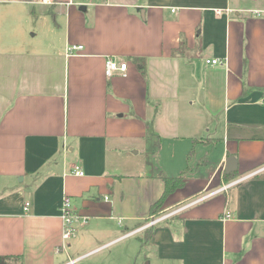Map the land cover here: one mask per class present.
Instances as JSON below:
<instances>
[{
	"label": "crops",
	"instance_id": "obj_1",
	"mask_svg": "<svg viewBox=\"0 0 264 264\" xmlns=\"http://www.w3.org/2000/svg\"><path fill=\"white\" fill-rule=\"evenodd\" d=\"M58 1L0 0L2 263L264 264V0Z\"/></svg>",
	"mask_w": 264,
	"mask_h": 264
},
{
	"label": "built area",
	"instance_id": "obj_2",
	"mask_svg": "<svg viewBox=\"0 0 264 264\" xmlns=\"http://www.w3.org/2000/svg\"><path fill=\"white\" fill-rule=\"evenodd\" d=\"M37 1L42 3V4L50 5V6L59 3L58 0H37ZM67 2H68L67 4H71V0H68ZM60 3H62V2H60ZM82 49H83V47L80 45H71V46L66 47L65 53L67 56H74L78 52H80ZM205 62H206V64H210V65H222L223 64L221 61H219L217 59H212V60L207 59ZM126 70H127V63L126 62H118L111 57L105 58V76L107 78H111L116 74H121L122 76H124L126 73ZM71 173L77 177H82L84 175V172L82 171V169L78 165L73 166ZM28 206H29V204L25 203L23 210L27 211ZM225 217L228 218L229 214L225 213ZM166 218H167L166 215L159 216V217L153 219L149 224L153 225V224H155L159 221H162ZM61 220H62L61 238H62L63 242L70 240L71 237L74 235V233H75L74 223H76V224L79 223L80 225H84L87 223L86 217H81V216L75 214L71 210L70 198H68V197H65L63 199V204L61 206ZM66 247H67V245H64L62 247V249H65ZM74 263H75V260L69 261V263H67V264H74Z\"/></svg>",
	"mask_w": 264,
	"mask_h": 264
},
{
	"label": "rangeland",
	"instance_id": "obj_3",
	"mask_svg": "<svg viewBox=\"0 0 264 264\" xmlns=\"http://www.w3.org/2000/svg\"><path fill=\"white\" fill-rule=\"evenodd\" d=\"M78 1V0H76ZM136 151V150H134ZM144 157L146 158V156L143 153H140L138 155H135L134 157V162L133 165H139L140 163H144ZM159 157H155L154 159H151V161L154 163V165L159 166V164L162 162H160V158ZM164 155L161 157V160H164ZM164 163V162H162ZM70 203H71V199H70ZM72 210V207H71ZM73 211V210H72ZM85 226V225H83ZM87 226V225H86ZM74 227H75V233L74 235L71 237L72 239L69 241V243H71L73 241V239L75 237H78L80 239L79 233L81 231V227H77L76 223H74ZM86 228V227H85ZM85 239L84 236H82V240L83 241ZM140 241V240H139ZM138 239H136V237H134L133 239V252H132V256L131 258H125L123 256V258H118V261L115 264H161L159 262V260L156 257H152V256H146V258L143 257V250H142V246H141V242H139ZM103 252V251H102ZM100 253L99 255H97V257H85L82 260L78 261L79 264H89L91 261H94L95 259L99 258L101 254H105V253ZM106 252V251H105ZM151 253V252H150ZM146 255V254H144ZM74 257V256H72Z\"/></svg>",
	"mask_w": 264,
	"mask_h": 264
},
{
	"label": "trees",
	"instance_id": "obj_4",
	"mask_svg": "<svg viewBox=\"0 0 264 264\" xmlns=\"http://www.w3.org/2000/svg\"><path fill=\"white\" fill-rule=\"evenodd\" d=\"M135 61L137 62L138 60ZM140 64L142 65L141 61ZM163 180L165 185L164 192L161 198L151 206L150 215H156L158 213L159 207L162 205L164 200L176 189L180 188L183 182L181 178H164ZM6 259H11V257H0V264H4L2 263V261Z\"/></svg>",
	"mask_w": 264,
	"mask_h": 264
},
{
	"label": "water",
	"instance_id": "obj_5",
	"mask_svg": "<svg viewBox=\"0 0 264 264\" xmlns=\"http://www.w3.org/2000/svg\"><path fill=\"white\" fill-rule=\"evenodd\" d=\"M81 9H83V7H81Z\"/></svg>",
	"mask_w": 264,
	"mask_h": 264
}]
</instances>
